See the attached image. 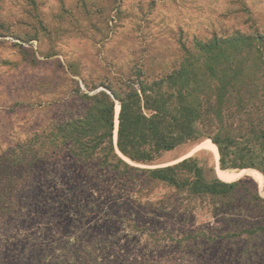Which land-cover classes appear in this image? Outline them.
Listing matches in <instances>:
<instances>
[{
	"label": "rangeland",
	"instance_id": "374dc122",
	"mask_svg": "<svg viewBox=\"0 0 264 264\" xmlns=\"http://www.w3.org/2000/svg\"><path fill=\"white\" fill-rule=\"evenodd\" d=\"M255 29L264 30V0H0V153L82 114L85 92L168 74L194 37ZM212 144L129 162L153 168L189 155L206 179L240 181L219 209L142 173L114 176L47 147L17 170L0 264H264V230L237 235L264 225L259 170L221 169Z\"/></svg>",
	"mask_w": 264,
	"mask_h": 264
},
{
	"label": "trees",
	"instance_id": "16d2710c",
	"mask_svg": "<svg viewBox=\"0 0 264 264\" xmlns=\"http://www.w3.org/2000/svg\"><path fill=\"white\" fill-rule=\"evenodd\" d=\"M182 47L179 65L168 74L140 81L137 87L125 85L119 91L104 86L85 92L82 114L58 122L47 133L35 132L1 152L0 224L10 216L17 170L31 164L47 147L65 149L87 168L93 166L114 176L142 173L189 198L207 200L213 209L225 206L242 183L206 179L193 157L153 168L129 161L150 164L178 145L208 138L217 149L221 169L255 168L264 182V30H235L204 40L194 37L190 46L182 43ZM116 102L119 152L113 138ZM263 230L264 225H244L237 235Z\"/></svg>",
	"mask_w": 264,
	"mask_h": 264
},
{
	"label": "bare ground",
	"instance_id": "6f19581e",
	"mask_svg": "<svg viewBox=\"0 0 264 264\" xmlns=\"http://www.w3.org/2000/svg\"><path fill=\"white\" fill-rule=\"evenodd\" d=\"M118 113H119V104L117 103L116 106H115V127H116V123L118 121V119H117ZM114 132L116 133V129H115ZM212 147L214 149V153L213 154H214L215 157H217V150H216V148H215V146L213 144H212ZM221 172L225 173L226 171L221 170Z\"/></svg>",
	"mask_w": 264,
	"mask_h": 264
},
{
	"label": "water",
	"instance_id": "95a60500",
	"mask_svg": "<svg viewBox=\"0 0 264 264\" xmlns=\"http://www.w3.org/2000/svg\"><path fill=\"white\" fill-rule=\"evenodd\" d=\"M99 89H103V88H99ZM98 89V90H99ZM118 117V116H117ZM114 121H115V119H114ZM117 123H118V121H117ZM117 123H116V127H115V125H114V131H115V129H116V133H117ZM113 138H114V144H115V147H116V135H113ZM116 150H117V152H119L118 151V149H117V147H116ZM189 156V155H188ZM188 156H184V157H182V158H180V159H178V160H176V161H173L172 163H167V164H165V165H170V164H173V163H176V162H178V161H180V160H182V159H184V158H187ZM165 165H160V166H165ZM160 166H154V167H160Z\"/></svg>",
	"mask_w": 264,
	"mask_h": 264
}]
</instances>
